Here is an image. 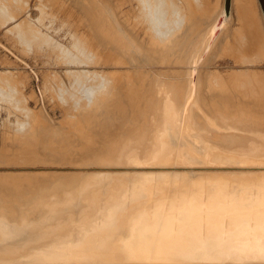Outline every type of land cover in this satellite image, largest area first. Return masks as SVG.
I'll list each match as a JSON object with an SVG mask.
<instances>
[{"label":"bare ground","instance_id":"1","mask_svg":"<svg viewBox=\"0 0 264 264\" xmlns=\"http://www.w3.org/2000/svg\"><path fill=\"white\" fill-rule=\"evenodd\" d=\"M29 1L0 0L5 24L24 16L15 26L58 50L0 42L27 70L5 74L33 79L37 57L68 70L53 71L60 86L39 71L38 94L22 86V111L0 104V264H264L248 229L264 217L257 0H231L232 21L223 0H163L165 23L153 0L137 22L119 0H52L58 16L36 0L32 21ZM72 32L87 59L58 64L80 55Z\"/></svg>","mask_w":264,"mask_h":264},{"label":"rangeland","instance_id":"2","mask_svg":"<svg viewBox=\"0 0 264 264\" xmlns=\"http://www.w3.org/2000/svg\"><path fill=\"white\" fill-rule=\"evenodd\" d=\"M119 1H120L121 6H123V9L126 10L127 16L129 18L135 20V22L139 21L144 15V9L142 6V1L146 3V7H149V4H148L149 0H119ZM153 1H154L156 10H157V13L156 14L154 13L155 17L157 18L156 20L158 22H161V23H165V22L171 20V18H172L171 15H168L167 13H165L166 12L165 8L161 4L163 0H153ZM36 3H37L36 0H30L29 1V8H28V11L26 13V15L29 16V18L32 21H34L38 16V10L35 7ZM223 3H224V0H223ZM257 4L259 7L258 0H257ZM0 5L6 11L9 10V6H10L9 4L0 3ZM37 7L40 9V11L44 12L45 14L51 15V16H58L61 13L59 7L56 6L52 0H39V2L37 3ZM259 10H260V7H259ZM260 13L262 14L261 10H260ZM230 14H231L230 16H231V21H232V18H233L232 11L230 12ZM23 18H24V16H20L19 20H21ZM238 18H239V15H238ZM8 20L4 19L0 15V42L2 44L9 47L7 45V42H9V44H11L12 46H14L17 49H23L24 48V49H27L29 52H33V51L35 52V51L43 50L45 47L48 48L49 50L53 51V52H57L58 45L55 42L51 41L50 39L46 38V36L31 32L27 28L22 29L19 26H15L19 20L11 21V22L5 24ZM13 26H15L13 29L8 30L9 28H11ZM68 26L70 27V29H72L71 23H69ZM71 35L73 36L72 39H73L74 43L78 47L80 55L79 56L77 54L76 55H72V54L64 55L62 53H60V54L58 53L59 54L58 57H60L57 60L58 64L68 65V64H70V62L83 64L85 62V60L87 59L88 54H87V50L85 49L83 43L78 38V36H75L74 32H72ZM4 54H5V52L0 50V56H2ZM5 55H7V54H5ZM9 58L12 61H15L10 56H9ZM37 58H38V61L36 63H34L32 59H24V62L26 64H28L30 69H32V71H34V73L38 74L36 76L34 75L33 79H31V77L27 73H24L21 77L17 76L15 78H10L5 73H9V72L10 73H18V72L27 71V70L24 67V65H21L16 61H15V63H16L15 65H7V64H9V61H7L6 58H3V57L0 58V76H2L1 77L2 80H0V104L4 103L7 105H10L12 108H14L17 111H22L23 106H24L23 105L24 99L22 97V86L28 84L23 89L26 94H28L31 91V89H33V91L38 94L39 85H40V82H39L40 76L38 73L39 71H42V72L47 71L46 74L48 75V77L51 78L52 82L57 86L61 85L60 80L55 76L53 71L63 72V71H66L68 69L65 67H60V66L59 67H53L49 64L44 63L45 58H41V57L40 58L37 57ZM219 64H220L219 67H221L220 70H223V69L226 70V69H229L231 67V64H229V63L220 62ZM210 66L211 65H208V67H210ZM214 66L218 67V63L214 64ZM263 67L259 66L256 68H258V69L261 68V70L264 71ZM248 68L253 69L254 67H248ZM212 69H214V68H212ZM48 71H50V72H48ZM72 76L77 78L76 74H74ZM91 79H93V76L91 74L82 75V77H81L82 84L85 83L86 80H91ZM44 87H45L44 89L46 92L49 93L50 91H52V88L49 85L44 86ZM62 91L63 90H61V92ZM9 93H10V95H9ZM29 106L31 108H34L35 107L34 102L30 101ZM43 106H44V110L49 113L52 120H54L55 122H58V120L61 119V112L58 109H54V108L52 109L50 104L47 101H45V100L43 101ZM49 110H51L53 112H51ZM4 118H5V113L2 111V112H0V122ZM11 118L14 119L13 115ZM1 132H2V128H0V133ZM0 170L3 171L2 169H0ZM52 170L57 171V172H67V173L79 171L78 167L69 166V165H65V166L57 165V168L52 169ZM27 171L35 172V171H41V169L35 168V169L27 170ZM42 171H44V170H42Z\"/></svg>","mask_w":264,"mask_h":264},{"label":"snow or ice","instance_id":"3","mask_svg":"<svg viewBox=\"0 0 264 264\" xmlns=\"http://www.w3.org/2000/svg\"><path fill=\"white\" fill-rule=\"evenodd\" d=\"M264 167V165H261ZM249 232L255 234V242L262 258H264V217L256 225H248Z\"/></svg>","mask_w":264,"mask_h":264},{"label":"water","instance_id":"4","mask_svg":"<svg viewBox=\"0 0 264 264\" xmlns=\"http://www.w3.org/2000/svg\"><path fill=\"white\" fill-rule=\"evenodd\" d=\"M260 10L262 12V17L264 19V0H258ZM231 12V0H224V13L229 15ZM232 264V263H229Z\"/></svg>","mask_w":264,"mask_h":264}]
</instances>
